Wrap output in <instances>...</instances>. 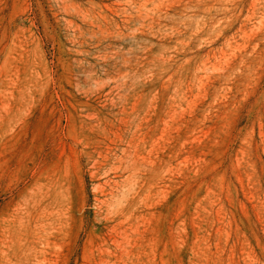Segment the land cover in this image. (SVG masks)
Instances as JSON below:
<instances>
[{
  "label": "rangeland",
  "instance_id": "rangeland-1",
  "mask_svg": "<svg viewBox=\"0 0 264 264\" xmlns=\"http://www.w3.org/2000/svg\"><path fill=\"white\" fill-rule=\"evenodd\" d=\"M0 264H264V0H0Z\"/></svg>",
  "mask_w": 264,
  "mask_h": 264
}]
</instances>
